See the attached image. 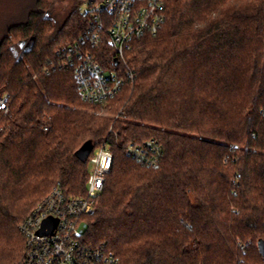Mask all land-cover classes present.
Wrapping results in <instances>:
<instances>
[{
	"label": "trees",
	"instance_id": "16d2710c",
	"mask_svg": "<svg viewBox=\"0 0 264 264\" xmlns=\"http://www.w3.org/2000/svg\"><path fill=\"white\" fill-rule=\"evenodd\" d=\"M59 1L32 0L0 36V264L23 263L19 226L56 184L84 194L86 144L113 155L83 219L90 246L118 264H264V0H167L156 35L125 53L131 77L100 104L57 52L80 44L116 68L90 29L103 0H67L57 24ZM150 139L156 167L125 156Z\"/></svg>",
	"mask_w": 264,
	"mask_h": 264
},
{
	"label": "built area",
	"instance_id": "2783aa9c",
	"mask_svg": "<svg viewBox=\"0 0 264 264\" xmlns=\"http://www.w3.org/2000/svg\"><path fill=\"white\" fill-rule=\"evenodd\" d=\"M166 1L103 0L91 7L92 34L96 41L102 38L114 50L116 68H104L80 44L57 52L63 54V66L73 69L79 95L85 102L100 104L119 93L125 78L132 75L125 53L134 41L156 35L164 22ZM5 98L0 99V109L4 111L7 110ZM123 150L127 158L151 167H156L162 155V147L155 139L140 144L129 143ZM112 162L109 146H97L85 160L88 177L82 196L69 195L56 184L31 210L19 226L25 238L22 264H118V258L104 244L90 246L87 243L83 220L92 213ZM45 221L51 223L40 234Z\"/></svg>",
	"mask_w": 264,
	"mask_h": 264
},
{
	"label": "rangeland",
	"instance_id": "374dc122",
	"mask_svg": "<svg viewBox=\"0 0 264 264\" xmlns=\"http://www.w3.org/2000/svg\"><path fill=\"white\" fill-rule=\"evenodd\" d=\"M32 5V0H0V36L6 34L7 29L10 25L22 21L25 17L28 9ZM68 9V1H59L57 3L56 9L53 11L52 16L57 21V24H61L64 20V16L61 15V11ZM90 8L87 4L81 7V12L85 13ZM60 12L58 13V11ZM65 15V12L63 11ZM12 40V39H11ZM19 43L11 42L10 47H12L16 52H20ZM125 57V56H124ZM89 146L86 147V150ZM261 250L264 253V242L261 244Z\"/></svg>",
	"mask_w": 264,
	"mask_h": 264
},
{
	"label": "water",
	"instance_id": "95a60500",
	"mask_svg": "<svg viewBox=\"0 0 264 264\" xmlns=\"http://www.w3.org/2000/svg\"><path fill=\"white\" fill-rule=\"evenodd\" d=\"M22 44H20V46H21ZM87 146H89V149L88 150H86V147ZM91 149H92V146L90 145V144H86V145H84L82 148H81V150H79L78 152H77V154H76V156H77V158L79 159V160H81V161H85L86 160V158H87V156L89 155V153L91 152ZM51 222L50 221H45L44 223H43V229L40 231V234H43V230H44V228H46L49 224H50Z\"/></svg>",
	"mask_w": 264,
	"mask_h": 264
}]
</instances>
